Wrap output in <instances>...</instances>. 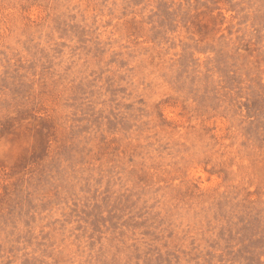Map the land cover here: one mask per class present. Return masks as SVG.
I'll return each instance as SVG.
<instances>
[{
	"label": "rangeland",
	"instance_id": "1",
	"mask_svg": "<svg viewBox=\"0 0 264 264\" xmlns=\"http://www.w3.org/2000/svg\"><path fill=\"white\" fill-rule=\"evenodd\" d=\"M0 264H264V0H0Z\"/></svg>",
	"mask_w": 264,
	"mask_h": 264
}]
</instances>
